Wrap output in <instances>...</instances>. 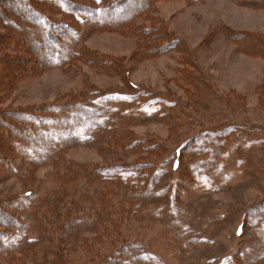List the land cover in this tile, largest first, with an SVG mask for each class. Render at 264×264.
<instances>
[{"label":"trees","instance_id":"trees-1","mask_svg":"<svg viewBox=\"0 0 264 264\" xmlns=\"http://www.w3.org/2000/svg\"><path fill=\"white\" fill-rule=\"evenodd\" d=\"M154 4L155 0H0V103L18 74L10 63L17 61L12 54L35 49L45 68L75 66L86 56L88 35L114 28L137 35L140 53L155 48L180 52L181 63L196 69V74L185 67L178 71L184 91L193 92L194 98L208 97L197 100V109L210 111L214 103L228 106L227 98L196 66L192 49L152 14ZM251 37L258 46L253 48H264L263 37ZM106 60L93 53L84 58L97 71L112 75L114 71L102 65ZM108 60L120 71L117 60ZM243 99L233 97L242 111L239 122L211 126L200 124L178 98L136 88L132 93L92 89L57 103L0 108V181H29L44 166L54 170L47 186L0 198V264H176L186 247L180 232L188 229L189 220L180 213L178 222L146 228L145 215L161 217L147 207V200L171 170L182 174L176 178L183 181L182 187L213 192L226 183L229 169L246 165L249 155L264 146V135L260 126L248 123ZM154 113L190 133L175 146L155 136L134 135L136 119ZM80 143L95 144L99 152L120 144L111 154L118 152L121 160L73 162L67 150ZM126 155L136 158L128 160ZM244 222L264 239V198L244 214Z\"/></svg>","mask_w":264,"mask_h":264},{"label":"rangeland","instance_id":"rangeland-1","mask_svg":"<svg viewBox=\"0 0 264 264\" xmlns=\"http://www.w3.org/2000/svg\"><path fill=\"white\" fill-rule=\"evenodd\" d=\"M263 1L155 0L153 5L152 14L163 20L172 36L192 49L196 66L216 92L227 98L228 106L214 103L210 111L197 109V102L208 97L202 94L194 98L193 92L184 91V80L178 71L185 67L196 74V69L190 63H181L180 52L155 48L140 53L137 35L109 28L88 35L84 53L105 56L107 60L102 65L113 70L112 75L103 74L95 65L85 63L86 56L75 66L45 68L43 61H40L42 65L39 63L35 49L25 53L26 56L17 52L12 54L17 61L10 63L18 74L0 108L57 103L68 100L73 94H88L92 89L132 93L136 88L178 98L200 124L211 126L226 121L239 122L242 111L233 97L241 95L243 108L248 111V123L260 126L264 135V48L258 50L251 37L258 33L264 39ZM149 41L158 43L157 39ZM242 45L257 48L244 49ZM108 58L117 60L120 71H115V64ZM132 128L136 136H155L173 146L190 133L174 123L159 120L155 113L138 117ZM96 147L95 144L73 145L68 148L67 157L73 162L88 164L121 160L118 152L111 154L114 148L107 147L99 152ZM125 158L133 160L136 156ZM53 171L44 166L38 168L29 181L17 178L0 181V198L22 196L47 186L48 176ZM228 173L226 183L213 192L182 187L183 181L176 180L183 178L178 170L164 174L154 187L147 207L156 209L161 217L145 215L142 220L145 227L152 224L156 228L164 227L178 222L181 215L190 223L188 229L180 232L186 247L176 264H264V239L244 222V214L264 198V146L249 155L244 167L229 169ZM180 187L184 188L181 193ZM133 228L138 227L133 224Z\"/></svg>","mask_w":264,"mask_h":264}]
</instances>
